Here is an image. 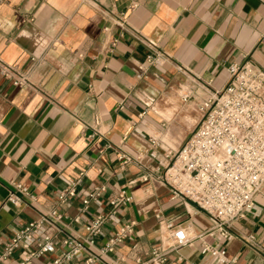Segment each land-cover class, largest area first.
<instances>
[{
  "label": "crops",
  "instance_id": "1",
  "mask_svg": "<svg viewBox=\"0 0 264 264\" xmlns=\"http://www.w3.org/2000/svg\"><path fill=\"white\" fill-rule=\"evenodd\" d=\"M263 35L264 0H0V59L30 82L15 86L0 74V251L18 224L52 209L65 232L83 235L123 188L132 200L116 216L134 221L135 234L94 264H137L154 246L168 248L158 212L191 238L167 264H221L201 252L204 243L224 245L234 264H264V253L244 241L253 234L264 245V185L254 209L232 223L233 237L221 242L207 233L208 213L174 195L164 176L168 151L191 135L229 66L264 69ZM158 52L144 72L140 65ZM121 154L133 161L122 166ZM73 180L76 194L61 201ZM16 183L33 198L8 201ZM99 186L105 192L85 204ZM104 227L110 236L119 226ZM18 260L15 253L0 264Z\"/></svg>",
  "mask_w": 264,
  "mask_h": 264
},
{
  "label": "built area",
  "instance_id": "2",
  "mask_svg": "<svg viewBox=\"0 0 264 264\" xmlns=\"http://www.w3.org/2000/svg\"><path fill=\"white\" fill-rule=\"evenodd\" d=\"M264 44V35L261 37ZM162 53L147 55L140 68L145 72ZM229 79L222 89H212L202 108V118L188 139L179 149L168 151L169 162L165 179L174 195L194 202L206 211L211 220L207 233H217L218 239L228 241L233 237L232 223L254 209L255 196L264 185V69L250 63L231 64ZM0 74L15 86H29L24 73L14 65L0 59ZM184 99L189 98L184 94ZM122 166L133 161L121 154ZM144 176L143 180H147ZM79 180L70 181L59 192L64 201L76 194ZM106 188L99 186L83 202L98 198ZM33 198L29 188L16 183L8 195V201L19 205L23 197ZM132 200L126 189L110 196L111 209L98 213L85 225L83 235L67 233L62 227V215L52 209L40 219L18 224L15 234L4 242L0 251V263H6L15 253L19 260L15 264H41L48 255L54 254L51 264H70L82 260L83 264L105 261L117 246L134 236V221L120 223L116 214L123 204ZM159 222L169 231L172 243L168 248L154 246L146 259L137 258V264H167L168 255L191 242L184 228L162 219ZM74 221H79L78 217ZM119 227L107 236L105 225ZM98 237H105L98 245ZM245 244L255 252L264 253V245L253 234L247 235ZM201 252L210 253L221 264H234L226 256L222 244L204 243Z\"/></svg>",
  "mask_w": 264,
  "mask_h": 264
},
{
  "label": "rangeland",
  "instance_id": "3",
  "mask_svg": "<svg viewBox=\"0 0 264 264\" xmlns=\"http://www.w3.org/2000/svg\"><path fill=\"white\" fill-rule=\"evenodd\" d=\"M162 146H163V147H165V146H166V144H164V145L162 144ZM171 149H174V150L176 151V149H177V146H174V147H173V148H171ZM174 150H173V151H174Z\"/></svg>",
  "mask_w": 264,
  "mask_h": 264
}]
</instances>
